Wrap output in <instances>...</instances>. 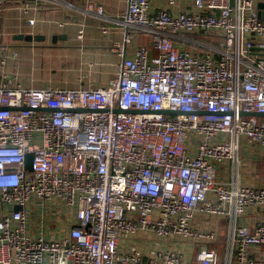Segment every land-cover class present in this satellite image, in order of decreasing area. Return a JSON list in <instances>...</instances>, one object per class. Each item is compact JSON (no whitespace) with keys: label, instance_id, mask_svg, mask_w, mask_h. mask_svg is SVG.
<instances>
[{"label":"built area","instance_id":"obj_1","mask_svg":"<svg viewBox=\"0 0 264 264\" xmlns=\"http://www.w3.org/2000/svg\"><path fill=\"white\" fill-rule=\"evenodd\" d=\"M259 2L127 0L99 85L21 84L0 53V264H264V177L240 164L241 148L264 156V115L244 114L264 112ZM41 8L0 0V29ZM129 27L149 44L127 52Z\"/></svg>","mask_w":264,"mask_h":264},{"label":"crops","instance_id":"obj_2","mask_svg":"<svg viewBox=\"0 0 264 264\" xmlns=\"http://www.w3.org/2000/svg\"><path fill=\"white\" fill-rule=\"evenodd\" d=\"M41 9L34 12L36 19L33 26L27 23H21L13 12L4 15L2 24L6 29V33L18 31V25L23 26L24 31L32 34H42L43 39H39L44 44L52 47L67 48L63 54L75 63L76 71L71 72L73 76V84L71 86L86 85L88 82L99 85L104 84L108 78L115 72V67L120 57L117 53L110 50L115 40L119 39L125 28L123 27V15L126 11L127 0H90L93 3H101L103 12L98 14L95 10L86 12L84 6L89 0H67L71 3V10L66 14L63 8H52L50 0H38ZM69 19V23L64 26H58L54 20ZM20 21H24L23 19ZM79 22L84 23V35L82 40L75 37L77 25ZM107 26L108 31L103 33L100 28ZM127 32L132 34L131 41L126 45L127 52L134 46L141 44H149V34L142 29L136 27L127 28ZM64 34L65 38H58L55 35ZM12 36V35H11ZM22 43L21 41L19 42ZM19 44H12L17 46ZM21 46V45H20ZM33 56V52L29 48H24L22 52V72L16 74L18 69L11 66L10 68L15 74V80L21 84H25L31 75L29 62ZM92 63V66H90ZM12 64V63H9ZM21 68V69H22ZM32 77V76H31ZM23 82V83H22ZM26 85V84H25ZM29 86V85H28ZM252 162L253 168L259 175L264 177V156L257 155ZM260 218L255 213L247 214L246 220L252 222Z\"/></svg>","mask_w":264,"mask_h":264},{"label":"rangeland","instance_id":"obj_3","mask_svg":"<svg viewBox=\"0 0 264 264\" xmlns=\"http://www.w3.org/2000/svg\"><path fill=\"white\" fill-rule=\"evenodd\" d=\"M4 31L5 28L2 27L0 29V33ZM190 39L192 38L190 37ZM20 41L22 42L21 44L19 43ZM44 43L46 42H42L41 40L26 41L14 39L12 36L5 34L4 32V34H0V53L2 51L6 53V66L10 67L11 65L12 67L14 66L15 69H18L19 67V70H17L15 73L21 75L20 73L22 72V70H24L22 68L21 60L24 48H29L31 50V53L33 52V56L29 62V72L31 75L26 81V85L37 87L46 83H53L63 86H71L73 84V76L71 75V72L72 70L76 71L77 69L74 68V61L63 54L64 50L67 48L52 47L51 45H46ZM185 43H190L188 49L190 48L191 50H198V47L192 41L187 40ZM185 43L184 47H186ZM12 44L19 45L14 46L13 48L11 46ZM8 50H15L18 54V57L16 59H12L7 53ZM6 71H8L9 75L12 76V78H16L14 72L10 68H6ZM254 158L255 156L251 155L250 148L240 149V164L242 161H249L251 163L255 162ZM261 249H263L264 253V247Z\"/></svg>","mask_w":264,"mask_h":264},{"label":"water","instance_id":"obj_4","mask_svg":"<svg viewBox=\"0 0 264 264\" xmlns=\"http://www.w3.org/2000/svg\"><path fill=\"white\" fill-rule=\"evenodd\" d=\"M257 6L259 8L258 14L264 20V2L257 3ZM56 37L65 38V35L64 34H58V35H55V37H53V38L55 39ZM13 38L14 39H19V40L31 41V40L43 39L44 35H42V34H31V33L23 34V33L19 32V33H15L13 35ZM244 114L264 115V112H247V113L244 112ZM30 158H31V155H28L27 156V161H26L27 162L26 166L28 168L30 167Z\"/></svg>","mask_w":264,"mask_h":264},{"label":"trees","instance_id":"obj_5","mask_svg":"<svg viewBox=\"0 0 264 264\" xmlns=\"http://www.w3.org/2000/svg\"><path fill=\"white\" fill-rule=\"evenodd\" d=\"M188 37H191L192 39H198V40H201L203 42H213L215 41L216 37L213 36V35H209V34H206V33H188L186 34ZM185 49H188V46H190V43H185ZM188 50H191L190 48ZM191 51H194L196 52V49H193ZM221 228L222 230H224L225 228V219L224 220H221ZM224 235V232L222 233V236Z\"/></svg>","mask_w":264,"mask_h":264}]
</instances>
